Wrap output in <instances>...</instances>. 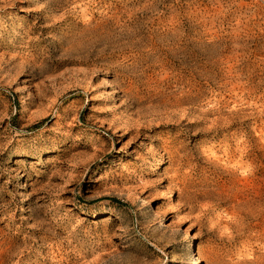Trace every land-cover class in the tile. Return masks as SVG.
<instances>
[{
	"label": "rangeland",
	"instance_id": "rangeland-1",
	"mask_svg": "<svg viewBox=\"0 0 264 264\" xmlns=\"http://www.w3.org/2000/svg\"><path fill=\"white\" fill-rule=\"evenodd\" d=\"M0 264H264V0H0Z\"/></svg>",
	"mask_w": 264,
	"mask_h": 264
},
{
	"label": "bare ground",
	"instance_id": "bare-ground-1",
	"mask_svg": "<svg viewBox=\"0 0 264 264\" xmlns=\"http://www.w3.org/2000/svg\"><path fill=\"white\" fill-rule=\"evenodd\" d=\"M183 103V102H182ZM178 105V104H177ZM175 106H176V102H175ZM197 263V262H196Z\"/></svg>",
	"mask_w": 264,
	"mask_h": 264
}]
</instances>
